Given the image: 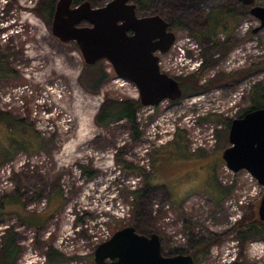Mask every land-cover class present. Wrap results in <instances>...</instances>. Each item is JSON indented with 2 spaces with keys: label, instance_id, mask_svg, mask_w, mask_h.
Segmentation results:
<instances>
[{
  "label": "rangeland",
  "instance_id": "rangeland-1",
  "mask_svg": "<svg viewBox=\"0 0 264 264\" xmlns=\"http://www.w3.org/2000/svg\"><path fill=\"white\" fill-rule=\"evenodd\" d=\"M57 1L0 0V62L7 70L0 75V201L7 206L0 217V251L14 229L17 264H55L47 262L50 249L65 264H96L101 244L134 227L142 235L158 234L166 256L190 254L196 241L215 235L223 241L200 264H264L262 240L250 242L240 260L235 229L258 211L264 187L247 171L232 172L222 157L230 146L225 122L240 118L251 105L252 88L264 86V30L253 33L261 23L247 13L252 6L238 0H151L138 14L183 24L173 31L176 40L196 41L204 63L212 39H225V23L242 43L202 76L203 93L140 110L136 139L126 120L108 130L96 124L106 101L137 100L139 93L108 61L103 67L110 78L99 93L90 91L77 45L62 43L53 21L46 20L45 10ZM110 1L90 0L95 7ZM210 25L219 30L215 36L206 35ZM19 140L31 148H20ZM121 160L133 169L120 166ZM219 184L234 189L232 194L213 198ZM23 211L50 216L45 230L22 224Z\"/></svg>",
  "mask_w": 264,
  "mask_h": 264
},
{
  "label": "water",
  "instance_id": "water-1",
  "mask_svg": "<svg viewBox=\"0 0 264 264\" xmlns=\"http://www.w3.org/2000/svg\"><path fill=\"white\" fill-rule=\"evenodd\" d=\"M252 6L251 15L260 21L254 34L264 30V6L257 0H238ZM132 0H112L103 7L90 1L58 0L53 18V34L64 44L74 43L85 64L108 61L119 79L133 83L144 107L183 97L181 84L162 73L160 53H168L176 42L170 23L159 15L139 17ZM230 146L223 153L228 168L247 171L264 187V108L234 119L229 130ZM259 216L264 221V197ZM96 264H196L191 254L166 256L158 234L137 233L125 227L101 244L95 252Z\"/></svg>",
  "mask_w": 264,
  "mask_h": 264
},
{
  "label": "trees",
  "instance_id": "trees-1",
  "mask_svg": "<svg viewBox=\"0 0 264 264\" xmlns=\"http://www.w3.org/2000/svg\"><path fill=\"white\" fill-rule=\"evenodd\" d=\"M49 1L50 4H52V2H54L55 0H49ZM83 1L74 0V3L79 4ZM133 1L137 4L138 7L137 10L139 13L143 12L144 10L147 9V7H150L151 5V0H133ZM55 10H56L55 6H52L47 10H45V14H46L45 17L47 21H53ZM248 11L250 12V9H247V13H249ZM234 14H232L233 17ZM219 18H221V15H219ZM209 24L212 25V23ZM217 24L221 25V22ZM211 25L209 31L211 32V34H206L207 36H215V34L219 31V30L216 31V28L211 27ZM182 26L184 25L181 23H175V22L170 23L171 30H175V27H182ZM224 26H225V30L223 31V33H225V39L221 42H219L216 38L212 39V45H210L208 49L205 50V63L203 64L200 71L190 77L183 79H176L181 84L183 90L182 99L190 95H198L203 93L206 87L200 85L202 76L207 71L214 69L222 59L226 58L236 46L242 43V41L236 38L235 36H233L231 32L227 33L229 24L225 23ZM212 30H214V32H212ZM217 54L220 55V58L218 59H216ZM103 62L104 61H100L93 66L85 65L84 72H86V74L90 76V80L93 83V90L90 91L95 94L99 93L101 87L110 78V74L103 67ZM6 72L7 70L5 69L4 64L0 62V75L5 76ZM219 79L220 77L218 76L215 80H211L212 83L211 85L219 82ZM86 88L91 89L88 86H86ZM143 108L144 106L142 105L140 99L108 100L103 104L100 113L96 116L95 121L98 126L108 130L111 127V125L119 121L126 120L135 138L139 139L141 136V132H140L138 115L140 110H142ZM261 108H264V86L261 84H256L251 90V105L248 109L244 111V113L240 115V118L243 117L248 112L255 111ZM231 122L232 121L225 122L228 130H230ZM17 144L22 145L20 146V148H22L23 150H28L31 148V147L29 148L27 145H23L22 140H19ZM119 164L120 166L124 167L127 170L133 169L125 161L121 160L119 161ZM233 190L234 189L231 188L230 189L223 188L219 184L216 186L217 193L212 196L213 198L223 199L225 197L230 196ZM133 193L135 195L137 192H133ZM6 207L7 206L5 204V201L4 200L0 201V217L4 215V212L6 211ZM45 215L46 213L29 214L23 211L22 214L18 215V219L25 226L34 227L36 229H39L40 231H44L50 217V216L45 217ZM235 229L238 235L237 238L241 249L239 255V258L241 260L244 257L243 253L245 252L246 247L250 242L256 240L264 241V221L260 219L259 209L258 211H255L252 214H246L243 220H241L238 224H236ZM222 241L223 239L220 236H215V235L211 236L210 238L209 237L200 238L198 241H196L194 248L190 253L194 257L196 264H200L201 262L207 260L211 255L212 247L214 245L220 244ZM177 253L184 254L181 251H178ZM19 255H20V248L18 244V237L14 232V229H11L6 233L3 239L2 249L0 251V264H17ZM53 259L56 260L55 264L67 263V260L64 259L63 255H61L58 251L54 249H50L49 254H47V262L52 263ZM232 264H243V262L238 261Z\"/></svg>",
  "mask_w": 264,
  "mask_h": 264
},
{
  "label": "built area",
  "instance_id": "built-area-1",
  "mask_svg": "<svg viewBox=\"0 0 264 264\" xmlns=\"http://www.w3.org/2000/svg\"><path fill=\"white\" fill-rule=\"evenodd\" d=\"M172 49H177V55L174 58H170V51ZM172 49L167 54H159L160 56V68L161 71L169 76H176L175 78H185L188 75L200 71L203 66V60L200 57L201 49L200 46L192 38L185 36L180 40H176ZM168 56L165 60L162 56ZM162 65L165 66L162 68ZM184 67H187L184 68ZM165 102V101H164ZM163 103V102H162ZM161 103V104H162Z\"/></svg>",
  "mask_w": 264,
  "mask_h": 264
},
{
  "label": "flooded vegetation",
  "instance_id": "flooded-vegetation-1",
  "mask_svg": "<svg viewBox=\"0 0 264 264\" xmlns=\"http://www.w3.org/2000/svg\"><path fill=\"white\" fill-rule=\"evenodd\" d=\"M138 14H139V12H138ZM139 16V15H138ZM139 17H141V16H139ZM142 17H144V16H142ZM170 30H171V28H170Z\"/></svg>",
  "mask_w": 264,
  "mask_h": 264
}]
</instances>
